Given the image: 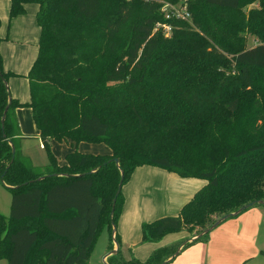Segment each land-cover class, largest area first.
Returning a JSON list of instances; mask_svg holds the SVG:
<instances>
[{"label":"trees","instance_id":"16d2710c","mask_svg":"<svg viewBox=\"0 0 264 264\" xmlns=\"http://www.w3.org/2000/svg\"><path fill=\"white\" fill-rule=\"evenodd\" d=\"M30 2L41 33L28 102L12 97L0 50V182L12 195L10 214L0 212V259L89 264L104 229L119 254L122 189L113 199L142 165L207 183L177 215L143 224L144 242L189 237L115 264H165L225 215L264 201V0H188L190 21L167 19L157 0H11L10 18ZM158 22L172 34L154 32ZM25 105L47 164L21 147L16 109ZM53 139L103 142L112 153L74 150L59 164Z\"/></svg>","mask_w":264,"mask_h":264},{"label":"crops","instance_id":"0c3cea01","mask_svg":"<svg viewBox=\"0 0 264 264\" xmlns=\"http://www.w3.org/2000/svg\"><path fill=\"white\" fill-rule=\"evenodd\" d=\"M10 8L11 4L9 11ZM36 8L35 5L30 7L31 18L29 23L34 26L35 19L33 20V18ZM12 19L14 20L15 17ZM0 20V36L3 38L0 44V50L3 56L4 68L6 71L13 70L17 73H26L32 60L24 63V61L18 59V48L16 44L11 43L9 37L11 34L10 31H13V29L9 28L8 36L6 34L4 21L1 18ZM16 24L22 28L20 21H16ZM33 33L35 32L33 31ZM27 35L28 32L25 31V38ZM8 84L13 98L18 99L22 103H26L30 100L28 78H13L8 80ZM16 115L19 124V137H22L20 144L24 153L31 157L35 165L47 164L49 162L47 150L43 140L40 138V132L33 118L32 108L26 105L18 107L16 109ZM37 143L40 149L45 152L41 154V158H38L39 160L35 159L32 154V147ZM51 147L59 164H65L67 162V155L74 150H78L82 153L102 155L112 153L111 148L103 142L82 141L80 143H75L70 140L57 141L53 139L51 140ZM155 180L162 181L159 182L161 186H155ZM206 183L207 180L205 179L183 177L176 172L159 166L142 165L137 167L133 171L130 179L122 187L125 201L121 213V221L116 230L118 231L121 229L120 232H122L123 242H127L126 244L130 246L139 245L141 243L142 235L139 228L136 227L135 233L132 235V230L129 227V224H133L138 220L136 217L140 216L145 211L150 212L154 210L157 213H162V208H165L164 211L166 214L176 213L175 215H177L182 207L189 202L197 191ZM257 206L258 205L251 206L236 215L224 219L209 232L207 239L202 241L201 244L197 243V245H194L197 246H193L194 249L192 247L188 249L185 248L186 250L183 249L175 258L165 264H250V259L259 255L251 251L252 249L258 251V246L262 251L261 253H264L263 244L259 246L257 243L262 221L258 209H254ZM105 230L108 231L107 229ZM105 230H103V232ZM187 237H189V233L186 231L167 234L159 243H150V245H148L145 249L147 250L145 259L149 258L152 252L157 249L156 247L169 245L184 240ZM116 247L118 246L114 243V249ZM109 255L111 256V252L104 256V260ZM0 261H4L1 262L2 264H8L7 259H0Z\"/></svg>","mask_w":264,"mask_h":264},{"label":"rangeland","instance_id":"374dc122","mask_svg":"<svg viewBox=\"0 0 264 264\" xmlns=\"http://www.w3.org/2000/svg\"><path fill=\"white\" fill-rule=\"evenodd\" d=\"M10 4H11V0H0V18L4 21L7 35L9 33V28L13 29V31H10L12 36H11V34H10V36L9 35L8 36L10 37L11 43L16 44V47L18 48V54H17L18 59H20L21 61H24V63L30 62L32 60V63H31V65H30V67L26 73H17V72H14L13 70H11L10 72H13L14 74L12 76H10L9 80L13 79V78H27L26 76H27L28 72L30 71L33 63L35 62V60L39 54V42H38L39 40L38 39H39V36L41 33L40 25H39V22L37 20V13L39 10V8H38L39 6L36 2L28 3L26 5L25 14L18 15L17 17H15L16 20L15 19L13 20L12 18H10V11H9ZM33 5H35L37 7L36 11H35L34 18H33V20L35 19L34 20L35 26L32 25L31 23H29L30 18H31L30 7H33ZM251 7H253V5L249 4V5L245 6L244 8L246 11H248ZM16 21H20L22 28H20L19 25L16 24ZM6 26L7 27L9 26L8 30H7ZM35 27H36V30H35ZM25 31L28 32V35L26 36V38H25ZM33 31L35 33H33ZM256 43H257V40L255 39V36L250 35L248 37V46H254ZM51 150H52V147H51ZM32 151H33V153H32L33 157L37 160H39L38 158H41L42 153L43 154L45 153L43 150L40 149L38 143L32 147ZM151 178H153V177H151ZM159 182H162V181L155 180V182H154L155 186H161V183H159ZM11 200H12V197H11L10 191L0 182V212H3L4 214L10 213ZM257 205L258 206L254 209H258L259 216L262 218L261 228L259 230V239L257 240V243L259 246H261L263 244V247H264V204H257ZM164 209L165 208L161 209L162 213H157L154 210L150 211V212L145 211L140 216L136 217L138 220H136V222L133 224H129V227L132 230V235H134L136 227L139 228V230L141 231V235H142L143 224L153 222V221H155L161 217H164V216L176 214V213L175 214L174 213L166 214ZM120 219H121V215L119 216V218L117 220V228H118L119 223L121 221ZM120 231H121V229H119L117 231V234L119 235V239H120V253L115 254V255L111 254V256L110 255L107 256L106 259L104 260V256L107 255L111 251L110 250V244H111L110 234L108 231L105 230L103 233L101 232L102 234L100 233V235L98 236L97 241H96V243L92 249V252L90 254V259H89L90 264H115L116 261L121 262L122 260H125V259L126 260H129V259H138V260L144 259L145 260V254L147 252V250H145V249L148 247V245H150V243H159L161 241L160 240L158 242H144V241H142L143 240V235H142V240H141V243L139 245L130 246V245L126 244L127 242H123L122 235H121L122 232H120ZM202 241H204V240H199V241L195 242L194 244L188 246L186 249H188L189 247L190 248L192 247L194 249V247H197L194 245H197V243L201 244ZM114 243L117 245V242L114 241ZM159 247H161V246H158L156 248H159ZM117 248L118 247H116L115 249H117ZM257 248H259L258 251H255L253 249L251 250L255 254H259V255H256V256H254V258L250 259L251 260L250 264H263L264 263V253H261L262 251H261L260 247L257 246ZM1 262H4V261H0V264H2ZM5 262H6V260H5ZM3 264H5V263H3Z\"/></svg>","mask_w":264,"mask_h":264},{"label":"built area","instance_id":"2783aa9c","mask_svg":"<svg viewBox=\"0 0 264 264\" xmlns=\"http://www.w3.org/2000/svg\"><path fill=\"white\" fill-rule=\"evenodd\" d=\"M163 4L162 11L165 13L167 19H182L190 21L191 13L188 8V0H181L178 3H172L167 0H157ZM162 30L166 36L172 34V25L169 23L158 22L154 28V32Z\"/></svg>","mask_w":264,"mask_h":264},{"label":"water","instance_id":"95a60500","mask_svg":"<svg viewBox=\"0 0 264 264\" xmlns=\"http://www.w3.org/2000/svg\"><path fill=\"white\" fill-rule=\"evenodd\" d=\"M6 84H7L8 88H9V84H8L7 81H6ZM9 90H10V89H9ZM7 110H8V108L6 109V111H5L4 115H3V118H2V128H4V122H5V118H6ZM4 136H5V134H4ZM12 152H13V155H14L15 152H16V147H15L14 144H12ZM115 161H116L117 164H119V159H118V158H116ZM122 182H123V179L121 180V182H120V184H119V187H118V190H117V193H116V195H115V197H114V199H113V203H114V205H115V203H116V200H117L118 194L120 193V191H121V189H122ZM4 184H5V183H4ZM259 202H260V204H264V201H259ZM251 205H252V204L245 205V206L241 207L238 211H236V212H234V213H230V214H228V215H225L224 217H222L221 219H219L216 223H214V225H212V227L205 229V231H203L200 235L209 232L210 230H212L213 228H215L217 225H219L224 219L228 218L229 216L236 215V214L242 212L243 210L249 208ZM116 229H117V227H115V230H116ZM200 235H199V236H200ZM114 236H115V234H114ZM196 238H198V236L194 237L193 239H196ZM117 246L119 247L118 243H117ZM112 252H113V253H116V252H117V249L113 250ZM161 264H163V263H161Z\"/></svg>","mask_w":264,"mask_h":264}]
</instances>
